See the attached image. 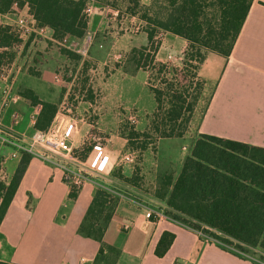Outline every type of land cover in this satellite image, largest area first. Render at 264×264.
<instances>
[{
	"label": "crops",
	"instance_id": "1",
	"mask_svg": "<svg viewBox=\"0 0 264 264\" xmlns=\"http://www.w3.org/2000/svg\"><path fill=\"white\" fill-rule=\"evenodd\" d=\"M152 1L139 0L143 5H149ZM87 6L91 10L86 32L94 36L105 33L109 25L106 7L96 0H87ZM19 14H26L34 20L28 7L24 6L0 13V23L11 25ZM166 36V45L178 43L182 51L186 42L184 38L170 32ZM38 37L47 44L70 50L75 46L73 39H55L48 27L45 36ZM161 44H165L164 40ZM106 45L99 42L93 49L103 51L108 48ZM134 48L133 45L126 46V50L132 51ZM172 57L177 59L179 56ZM209 58L215 74L207 70L210 68ZM157 59L165 61L166 57ZM56 66L53 62L40 64L39 75L29 76V81L34 85H21L16 90L19 93L29 88L39 99L54 103L58 108L65 97L71 92L75 93L77 83L74 82V75L69 81L56 75ZM201 69H206L210 74L205 82ZM143 71L141 69V75H144ZM125 74L114 66L105 80L93 84L92 87L95 90L98 88L101 93L98 105L93 104L94 91H91V86L87 95L77 92L78 99L74 103L76 114L97 111L95 124L106 135L107 142L95 166H88L91 180L78 190L75 198L69 197L71 189L63 182L58 169L30 156L0 222V260L13 264H95L100 243L79 234L78 228L95 191L101 187L111 190V197L115 200L113 214L103 236V241L117 252L113 264H264L259 257L243 256L225 244L200 236L173 220L153 222L145 218L142 206L161 211L167 208L165 199L157 195L160 182L164 176H170L173 180L176 178L193 139L187 145H182L181 152L176 155H173L169 144H164L157 154L145 150L136 164L133 160H123L124 155H134L135 151L128 148V139L121 132L124 129L119 124L121 110L125 106L130 109L137 107L151 114L156 108L150 90L151 97L147 95V100L129 94V89L120 83ZM197 76L202 81V88L186 131L198 119L196 134L207 133L264 147V0L252 1L230 54L224 57L216 52H208L197 69ZM204 99L206 103L202 106L201 100ZM21 101L25 103L18 107ZM199 109L203 110L200 118ZM14 112L21 115L18 123H13ZM38 112L37 107L20 96V100L6 110L2 123L20 133H29ZM87 130L88 125L80 126L76 145H81ZM9 152V148L0 151L3 165L0 178L6 183L19 166L22 156L11 157ZM165 230L174 233L175 237L165 254L157 257L154 249Z\"/></svg>",
	"mask_w": 264,
	"mask_h": 264
},
{
	"label": "trees",
	"instance_id": "2",
	"mask_svg": "<svg viewBox=\"0 0 264 264\" xmlns=\"http://www.w3.org/2000/svg\"><path fill=\"white\" fill-rule=\"evenodd\" d=\"M96 1L103 4L102 0ZM252 1L153 0L145 6L146 14L143 16L152 24L145 30L147 44L137 50L139 57L134 56L133 59L139 69L146 70L153 62L154 70L164 81L172 78L164 90L148 85L156 102L153 125L160 137L183 136L202 88V81L197 78L200 63L209 51L224 57L230 54ZM130 2L132 7L129 10L134 14L139 0ZM155 5L158 10L151 12ZM24 6L28 7L37 25L50 28L57 40L73 39L76 45L87 31V0H0V13ZM149 12L151 16H147ZM156 30L185 39L186 45L181 51L182 69L155 62L153 56L158 49L154 40ZM32 38L33 35L23 42L10 25L0 24V68L15 58L16 50L28 47ZM60 51L65 56L80 58L73 50L61 47ZM34 75H39V71ZM182 79L188 80L189 86L181 84ZM192 86L194 94L191 95L187 88ZM19 94L39 109L33 128L45 130L55 115L57 105L39 99L29 88ZM164 103L166 108H163ZM125 129L122 134L127 137L130 150L147 148L146 139L138 142L141 136H148L146 132L132 129L126 132ZM29 159L30 155L22 154L20 164L8 183L0 178V222ZM77 192L72 188L69 197L75 198ZM157 195L165 199L167 208L164 213L179 223L202 228L217 241L245 253L254 249L264 252V147L198 133L192 140L180 172L174 180L164 176ZM114 202L110 192L97 188L78 228L79 234L100 243L95 264H113V257L117 254L103 241ZM174 237V233L166 230L161 233L154 249L157 257L165 254ZM108 251L114 256L107 254ZM0 264L13 263L0 260Z\"/></svg>",
	"mask_w": 264,
	"mask_h": 264
},
{
	"label": "rangeland",
	"instance_id": "3",
	"mask_svg": "<svg viewBox=\"0 0 264 264\" xmlns=\"http://www.w3.org/2000/svg\"><path fill=\"white\" fill-rule=\"evenodd\" d=\"M102 1H103V6L106 7L105 14L109 19L108 29L105 33L94 36L93 42L90 45L86 55L84 56L80 55V58L78 60L75 57H69L62 54L60 51L61 46L47 44V41L43 40V38L38 37V35L36 34H29V35L24 34V36L22 37L23 42H27L29 37L32 35L33 38L28 47H22L16 50V56L12 60L15 62L17 68H19L20 70L15 85L17 89L18 86L19 87H21V85L26 86L29 83H31V85H34L32 81H29V76H36L34 74L39 70L38 66L40 64L43 63L47 64L50 62L57 64L56 75L60 76L63 80L69 81L74 75L75 76L74 82L76 81L77 83V85L75 86V93L81 92L84 93V95H87L88 89H90V86L92 87L93 84H95V82H97L98 80L100 81L105 80V78H107L111 73V71L113 70L114 66L116 68H119L122 72L126 73L124 75V79L120 83L121 85H124L125 89H129V94H131V96L147 100L148 98L147 95L151 97L149 91L150 88L148 86L149 84L152 85L153 87H159L161 90L162 89L164 90L167 87V83L170 81V79H172L170 75L168 76V78L170 77V79L164 81V79H162V77L158 75L157 71L154 70L153 62L150 63L148 65V68L143 71L144 75L143 74L141 75L140 72L141 69L136 67V62L133 59L134 56L139 57V53L137 50L146 44L145 30L148 28L149 24L152 23H150L147 17H144L143 15L146 14L144 9L145 6H149L151 3L149 5H143L139 2V5L134 9L135 13L132 14V12L129 10V8L132 7V2H130V0H102ZM157 5L159 6V4ZM157 5L152 6L151 12L158 10ZM151 12H149L147 16H151L152 15ZM166 33L169 32L156 30L154 40L155 42L158 43L157 51L159 50L158 52L159 54L158 56H156L157 53L156 51L153 56V59L155 60V62H165L170 68L176 67L178 69H182L183 67L181 63L182 60L181 47L178 43H172L170 44V46L166 45L168 44V41L166 40L167 37ZM163 40L165 43L164 45L161 44ZM99 42H102L103 44H107L106 46H108V48L103 51L101 50L94 51L93 47H95L96 43ZM129 45H133L134 47H136L134 48L136 50L135 51L126 50V46ZM116 55H119V57L115 58ZM169 55L170 57L168 58ZM173 55H177L179 57L177 59H173L172 57ZM156 57L157 58L166 57V60L158 61ZM210 60L211 58L208 59V64H209L208 67H210L212 64ZM104 61L106 63H103ZM79 63H81V65L78 68ZM183 70L187 72L186 69ZM207 70L211 72L213 71L211 70V67L208 68ZM215 73L216 72L213 71V74ZM207 75L210 76V74L207 73L206 69H201V77L203 82L207 80L206 79ZM181 82H182L181 84H188L189 86L188 80L184 81L182 79ZM62 87L63 89H65L64 85ZM92 90L94 91L93 104L98 105L97 103H99V98L101 96L100 90L98 88L95 90V88L93 87L91 91ZM193 91H194L193 86L187 88V92L190 93L191 95L192 93L194 94ZM23 103L25 102L21 101L20 103H18V107H20V105ZM152 103L154 104L153 101ZM205 103H206L205 99L201 100L202 106H204ZM163 106H164L163 108H166V103H164ZM202 111H203L202 109H199V115H198L199 118L201 117L200 114L202 113ZM133 112L137 116V123L130 124L127 120V116ZM155 112H156V108L154 111L151 112V114H147L144 113L143 111H140L139 108L137 107L130 109L129 106H125V108L121 110V116H120L121 120L119 121V124H121L122 128L121 126L119 128L123 129L124 127H126L125 129L126 132H128L131 129L139 132H146L148 136L146 138L145 136H141L138 139V142H140V140L146 139L147 148L145 150L150 151L151 154H157L159 152V149L163 147L164 144L170 145L171 151H173L172 152L173 155L178 154V152H181L182 145L185 144L187 145L195 137L197 132L196 123L198 119L194 121L190 129L184 131L185 136L182 138L160 137L159 133L155 130L153 125L154 124L153 121L155 119V115H154ZM97 118H98V114L96 111L95 120ZM164 138L166 139L163 140ZM160 142H162V144H160ZM145 150L141 151L137 149L135 151L133 155V162H135V164L140 160L143 153H145ZM197 229H200L203 234L210 236L209 234L203 232L202 228H197ZM212 240L217 241L214 237H212ZM225 245L229 249L235 252H238L240 254L243 253L244 256L252 255L255 257H259L261 261H264V254L260 253L257 250H251L245 253L235 247L229 246L227 244ZM97 264H102V263L99 262ZM105 264H109V263L106 262Z\"/></svg>",
	"mask_w": 264,
	"mask_h": 264
},
{
	"label": "built area",
	"instance_id": "4",
	"mask_svg": "<svg viewBox=\"0 0 264 264\" xmlns=\"http://www.w3.org/2000/svg\"><path fill=\"white\" fill-rule=\"evenodd\" d=\"M90 10L91 8L86 6L85 13L87 16ZM10 26L21 37L29 33H35L42 37L46 34V26H38L26 14H19ZM93 38L94 35L92 33L86 32L82 40L71 47L72 50L81 56L86 55ZM118 57L115 56V58ZM19 72L20 70L14 61L7 62L0 68V151L3 148H9L11 157H19L22 154L36 157L45 164L58 169L61 172L63 182L70 189L79 190L87 181L91 180L88 166L92 168L95 166L101 149L105 148L107 142V138L95 124L96 111L88 110L81 115L76 114L74 103L78 99V93L71 92L59 104L51 123L45 130L33 128L29 133H20L6 127L2 123L4 113L20 100V94L15 86ZM20 119L21 115L19 112L12 114L13 123H18ZM127 120L130 124H135L137 122L136 114L134 112L130 113L127 116ZM84 124L88 125V130L83 136L81 145L78 146L76 145L77 135L80 126ZM123 160L132 161L133 154L124 155ZM2 175L3 165L0 162V177ZM104 189L110 194L112 193L111 190ZM142 207H144V216L147 220L159 222L160 220L168 219L178 222L158 208ZM179 224L200 236L212 239V237L203 234L200 229L182 223Z\"/></svg>",
	"mask_w": 264,
	"mask_h": 264
}]
</instances>
